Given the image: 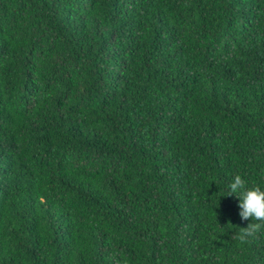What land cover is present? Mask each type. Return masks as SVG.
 I'll list each match as a JSON object with an SVG mask.
<instances>
[{
	"label": "trees",
	"instance_id": "obj_1",
	"mask_svg": "<svg viewBox=\"0 0 264 264\" xmlns=\"http://www.w3.org/2000/svg\"><path fill=\"white\" fill-rule=\"evenodd\" d=\"M264 0H0V264H264Z\"/></svg>",
	"mask_w": 264,
	"mask_h": 264
},
{
	"label": "clouds",
	"instance_id": "obj_2",
	"mask_svg": "<svg viewBox=\"0 0 264 264\" xmlns=\"http://www.w3.org/2000/svg\"><path fill=\"white\" fill-rule=\"evenodd\" d=\"M228 188V196L236 195L240 199L241 219L252 221L246 228H239L240 231L234 235L240 243L247 244L250 239L264 234V190L257 185L249 188L240 175L234 176Z\"/></svg>",
	"mask_w": 264,
	"mask_h": 264
}]
</instances>
